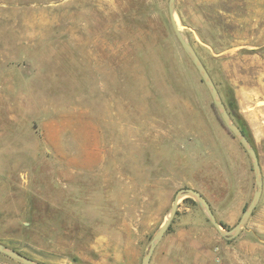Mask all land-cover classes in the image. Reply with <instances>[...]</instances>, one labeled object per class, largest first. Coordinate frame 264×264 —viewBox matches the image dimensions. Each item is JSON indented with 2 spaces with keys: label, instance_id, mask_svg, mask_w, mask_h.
<instances>
[{
  "label": "rangeland",
  "instance_id": "374dc122",
  "mask_svg": "<svg viewBox=\"0 0 264 264\" xmlns=\"http://www.w3.org/2000/svg\"><path fill=\"white\" fill-rule=\"evenodd\" d=\"M168 2L0 0V243L48 264H141L184 187L237 224L252 160ZM174 17L247 124L262 191L230 238L180 197L148 264H264V0H174Z\"/></svg>",
  "mask_w": 264,
  "mask_h": 264
},
{
  "label": "water",
  "instance_id": "95a60500",
  "mask_svg": "<svg viewBox=\"0 0 264 264\" xmlns=\"http://www.w3.org/2000/svg\"><path fill=\"white\" fill-rule=\"evenodd\" d=\"M168 12H169L170 23H171V26H172L173 31L175 33V36L177 37V39H178L181 47L185 51V53L191 59L193 65L195 66L196 70L198 71V73H199L201 79L203 80L204 84L208 88V90L210 92V96L212 98V101H213L215 107L218 109L224 124L226 125L228 130L234 136H236L239 139L240 143L242 144V146L245 148L246 152L250 156V158L252 160V167H253V172H254V176H255V184H256L257 189L254 192V195H253L252 200L250 201V204L248 205L247 209L242 213L237 224L228 230H223L221 228V225L216 220V218H215V216H214V214L210 208L209 203L207 202V200L204 198V196L198 190H196L194 188H190V187H184V188L178 189L175 193L170 213L167 216V218L165 219V221L162 223L160 228L157 230L155 235L152 237V239L149 243L148 252L143 257L141 264H148L149 263L151 255L153 253V250H154L156 244L162 238V236L164 235L165 231L167 230L168 226L170 225L172 219L174 218V216L176 214L178 200L180 197H183V196L195 197L198 200V202L200 203V205L202 206L203 210L205 211L206 215L210 219V222L216 228V230L222 236L230 238V237L235 236L239 232L242 225L249 218V216L251 215L254 207L256 206V204L260 198L261 191H262V178H261L260 165H259L257 153L254 150V148H252V146L250 145L249 141L247 140L245 135L242 133L240 128L236 124H234L232 122V120L230 119V116L227 112V109H226L224 103L222 102V100L219 96V93L217 91V88H216L212 78L210 77L206 67L203 65V63L201 62L197 53L195 52L193 46L186 40V38L184 37L180 27L178 26V23L176 22L175 17H174V0H169ZM0 252L5 254L6 256H8L12 260H14L20 264H48L45 262H36L33 259L23 255L22 253L14 250V249L6 247L2 243H0Z\"/></svg>",
  "mask_w": 264,
  "mask_h": 264
},
{
  "label": "trees",
  "instance_id": "16d2710c",
  "mask_svg": "<svg viewBox=\"0 0 264 264\" xmlns=\"http://www.w3.org/2000/svg\"><path fill=\"white\" fill-rule=\"evenodd\" d=\"M226 109H228L227 111L229 112V114H231V110H233V107H230V106L228 107V105H227ZM232 115H234V114H232ZM236 122H237L238 127L242 131V133L245 135V137L248 140H250L251 137H250V134H249V129H248L247 124L239 116H236Z\"/></svg>",
  "mask_w": 264,
  "mask_h": 264
},
{
  "label": "bare ground",
  "instance_id": "6f19581e",
  "mask_svg": "<svg viewBox=\"0 0 264 264\" xmlns=\"http://www.w3.org/2000/svg\"><path fill=\"white\" fill-rule=\"evenodd\" d=\"M157 185V184H156ZM155 186V185H154Z\"/></svg>",
  "mask_w": 264,
  "mask_h": 264
}]
</instances>
